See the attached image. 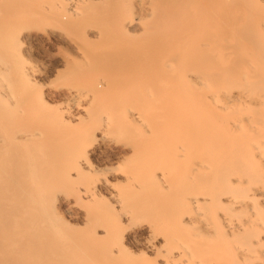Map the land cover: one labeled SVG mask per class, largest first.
<instances>
[{"label":"bare ground","instance_id":"obj_1","mask_svg":"<svg viewBox=\"0 0 264 264\" xmlns=\"http://www.w3.org/2000/svg\"><path fill=\"white\" fill-rule=\"evenodd\" d=\"M46 1L0 0V264H264V0ZM49 12L112 41L40 83Z\"/></svg>","mask_w":264,"mask_h":264},{"label":"rangeland","instance_id":"obj_2","mask_svg":"<svg viewBox=\"0 0 264 264\" xmlns=\"http://www.w3.org/2000/svg\"><path fill=\"white\" fill-rule=\"evenodd\" d=\"M61 1L62 0H57V1L50 0L49 5H52L54 2H56L58 4L59 2L61 3ZM121 1H125V0H87V2L92 7V12L91 13H94V14L95 13L106 12V11L110 10L113 7V5H115L117 2H121ZM126 1L132 2L133 0H126ZM47 2H49V0L46 1V5H47ZM225 5L227 6V4L226 3L223 4L224 8H226ZM7 6L8 5L6 3L0 2V7L5 9V10H3L2 8H0V20H4L10 14L13 15V14H19L20 13V12H12L11 11L12 8H10V7H9V11H8ZM49 13H48L49 14V18H48L49 21L46 20V19L45 20L43 19L44 21L41 20L38 23H32L31 25L29 23H27L28 21L25 22L24 19L20 18L19 22H21L22 25L19 27V29L20 28L21 29L24 28V29H22L21 32L32 31L33 33L34 32H43L42 31L43 29H44V31L48 29V31L55 33V39L56 40H54L53 43H51V44H49V43L48 44L47 43H38V44H36L35 43V44H32L29 49H27V47L26 48L23 47L22 50L18 49L17 52L14 54V55H16V56H14V58L16 57L15 58V63L17 64L14 67V68H16V71L20 67H23V66L27 67V62H29L30 64L36 66L40 70V72L42 74L41 80H39L40 83L41 82L42 83H46L47 81L49 82L51 80H55L56 71L62 69L64 61H66L68 59H71L73 57H78V45L81 48L82 46H84V45H82L83 43H86L85 45H88V42L91 43L90 41H92L93 43H103V42L107 43L109 41H112V40H110V38H106L105 35H103L100 38V37H94V36H92L90 34V29L92 28V26L93 27H102L103 22H105L103 20H98V19L97 20H91L90 19L88 21L86 20L81 27L79 26V27L73 28L72 30H70V29L67 30L64 27H60L55 22V20H51L50 21V19H51L50 17H53V15L55 13L54 12H49ZM60 13L61 12H59V14H57L54 17L56 18L58 16V18L60 20H63L64 23H67V22H70V21L72 22L73 19H71V18L74 17L72 12H66L67 15L62 14V16L64 15L63 17L59 16ZM65 16L68 17V18H66ZM51 22H53L52 23V27L50 25ZM54 24H56L58 27H60V29L55 28ZM80 31L83 34L82 36L77 35L78 33H80ZM143 33H145V31L143 29L137 30L136 32H131L130 36L127 38V40L130 41V42H134V43L137 42V41H140L143 38L142 37ZM176 40H178V42L174 41V39H171V40L168 39L169 42L170 41L174 42L173 45L167 44L168 41L165 42L167 45H165V43L163 45L166 46V47L168 46V48L171 49V50L176 49L180 45L179 44V42H180L179 39H176ZM175 42H177V43L175 44ZM59 50H60V53L58 52ZM75 52H77V53L75 54ZM63 55L66 56V57H64ZM0 63H2L1 59H0ZM12 72H14V71H12ZM9 73L12 74L11 71H8L5 74L6 77H5V75H4V77L1 76V79H0V81H1L0 82V94L5 96V98L9 99L10 101H13V98L10 96L11 93L4 89V86L9 84V82H12V80L15 78V76H14L15 74L10 75ZM11 76L13 77V79H11L12 78ZM44 78H46V79H44ZM94 163H95V165L101 166L102 168L103 167H107V166L110 167L111 163H112L113 167L116 166L115 161L111 162L109 158L100 159L99 161H98V159L95 158ZM104 164H106V166ZM81 202L84 203V201H81ZM55 210H56L55 211L56 213L57 212L59 213V218H61V221L62 220L68 221L72 225L75 223V220H73L71 217H69V215H67L65 213V206H63V204L61 206H59L58 208L56 207ZM69 219H70V221H69Z\"/></svg>","mask_w":264,"mask_h":264}]
</instances>
